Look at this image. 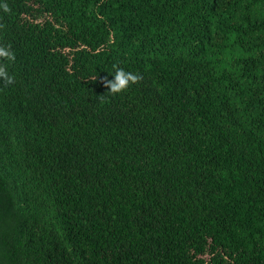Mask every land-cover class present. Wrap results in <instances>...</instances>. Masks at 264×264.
<instances>
[{
  "label": "trees",
  "instance_id": "1",
  "mask_svg": "<svg viewBox=\"0 0 264 264\" xmlns=\"http://www.w3.org/2000/svg\"><path fill=\"white\" fill-rule=\"evenodd\" d=\"M6 2L0 264H264V0Z\"/></svg>",
  "mask_w": 264,
  "mask_h": 264
},
{
  "label": "clouds",
  "instance_id": "2",
  "mask_svg": "<svg viewBox=\"0 0 264 264\" xmlns=\"http://www.w3.org/2000/svg\"><path fill=\"white\" fill-rule=\"evenodd\" d=\"M0 9L5 13H11V8L5 2L0 3ZM5 28L3 23H0V29ZM16 61V54L12 50L11 45L0 44V80L3 81L4 86H10L16 83L15 76L10 75L8 71L9 62L14 63ZM114 79H105L104 85L110 91L108 94L116 95L126 91L130 85L137 84L142 80V77L138 74H134L129 71H125L119 66V63L113 64ZM107 94V95H108ZM105 95L100 96L103 98Z\"/></svg>",
  "mask_w": 264,
  "mask_h": 264
}]
</instances>
